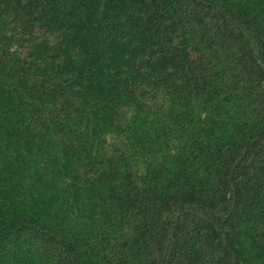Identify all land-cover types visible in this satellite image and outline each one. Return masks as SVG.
Wrapping results in <instances>:
<instances>
[{
	"label": "trees",
	"instance_id": "obj_1",
	"mask_svg": "<svg viewBox=\"0 0 264 264\" xmlns=\"http://www.w3.org/2000/svg\"><path fill=\"white\" fill-rule=\"evenodd\" d=\"M0 264H264V0H0Z\"/></svg>",
	"mask_w": 264,
	"mask_h": 264
}]
</instances>
